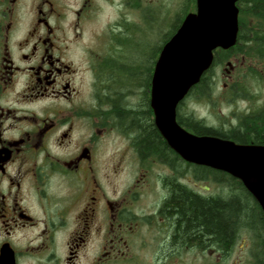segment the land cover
<instances>
[{
	"label": "flooded vegetation",
	"instance_id": "flooded-vegetation-1",
	"mask_svg": "<svg viewBox=\"0 0 264 264\" xmlns=\"http://www.w3.org/2000/svg\"><path fill=\"white\" fill-rule=\"evenodd\" d=\"M148 2L0 0V264L262 262L264 210L243 180L235 178L258 226L216 238L182 215L184 192L207 201L231 193L211 172L198 173L200 164L184 160L155 124L161 50L154 61V51L142 56V79L130 70V26ZM251 3H236V43L214 51L207 106L218 123L201 120L208 135L264 146V4ZM101 16L103 32L88 36ZM184 100L177 120L194 132Z\"/></svg>",
	"mask_w": 264,
	"mask_h": 264
},
{
	"label": "water",
	"instance_id": "water-1",
	"mask_svg": "<svg viewBox=\"0 0 264 264\" xmlns=\"http://www.w3.org/2000/svg\"><path fill=\"white\" fill-rule=\"evenodd\" d=\"M237 1L196 0V9L185 15L161 48L152 77L151 105L156 126L184 160L243 180L264 210V146L199 135L177 120L179 103L210 69L214 51L236 43Z\"/></svg>",
	"mask_w": 264,
	"mask_h": 264
},
{
	"label": "trees",
	"instance_id": "trees-1",
	"mask_svg": "<svg viewBox=\"0 0 264 264\" xmlns=\"http://www.w3.org/2000/svg\"><path fill=\"white\" fill-rule=\"evenodd\" d=\"M257 3L264 4V0H252V5ZM186 15V14H185ZM185 15L180 18V20L173 25L174 30L169 33V37L164 41V43L158 47L157 50H161L162 46L168 41V39L173 35V33L180 26ZM241 40V38H240ZM135 79L140 80L145 75L135 72ZM210 88H212L211 71L208 69L199 83L194 85L189 92L190 97L195 91L198 95H208ZM192 124H189L191 130L199 135L209 134L212 131L207 127L201 119L194 117L193 115H188ZM178 121L184 125V118L182 115L178 116ZM186 125V124H185ZM150 138L155 141L157 147L160 148L159 135L154 129L153 125H150ZM167 156L170 155V151L167 148ZM198 173L207 171L211 172L213 178L217 180L221 185H227L230 189L231 196L226 200H222V197L215 196L214 201L203 200L199 197L190 196V193H185L182 197V206L180 210L182 215L188 220L187 222L198 228V231H206L209 234H214L216 238H231L232 235L237 230L238 226L250 225L258 226V218L255 214V207L249 201H245V197L242 195V191L239 189V185L236 182V177L230 175L229 173L221 170H217L210 167H201L198 165ZM254 264H264V258L262 262H256Z\"/></svg>",
	"mask_w": 264,
	"mask_h": 264
},
{
	"label": "rangeland",
	"instance_id": "rangeland-1",
	"mask_svg": "<svg viewBox=\"0 0 264 264\" xmlns=\"http://www.w3.org/2000/svg\"><path fill=\"white\" fill-rule=\"evenodd\" d=\"M147 0H145L146 2ZM195 0H149L146 5L145 15L142 12L134 11V19L136 22L130 26V39H129V50L131 51V59L135 61L134 64L130 66V70L135 72H141V68L138 67V63L141 62L142 56L145 52L152 53V60L156 58L153 54H155L159 46H161L164 41L169 37V33L174 30L173 25L176 24L181 17L187 14L190 11L195 10ZM142 17H141V15ZM141 20V21H140ZM104 21L105 17L101 16L97 21H94L88 26L87 35L103 32L104 30ZM160 48V47H159ZM237 51V49H235ZM147 55V54H145ZM140 57V59H137ZM143 60V59H142ZM148 62V58L146 57ZM152 61V62H153ZM223 66L222 64L220 68L216 67V82L217 85L216 93H215V104H216V115L219 120L223 119L221 116V112L219 111L224 103V92L222 89V83L224 81L223 77ZM132 68V69H131ZM218 68V69H217ZM123 75V74H122ZM135 81V80H134ZM190 95V94H189ZM188 95V96H189ZM187 96V97H188ZM188 101L186 99L185 108L192 111V115L198 119L203 118L204 122H213L217 125V121L214 119V116H209V107L208 96L207 95H198L195 91L190 97H188ZM188 105V106H187ZM188 107V108H186ZM213 120V121H212ZM122 176L120 175V178ZM252 260V259H251ZM249 260L248 264L252 263Z\"/></svg>",
	"mask_w": 264,
	"mask_h": 264
}]
</instances>
